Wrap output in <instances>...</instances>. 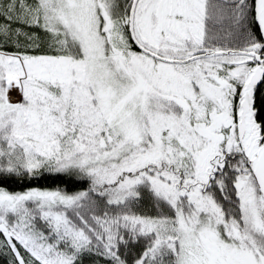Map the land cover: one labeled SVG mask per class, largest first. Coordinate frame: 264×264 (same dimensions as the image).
Wrapping results in <instances>:
<instances>
[{"label": "snow or ice", "instance_id": "snow-or-ice-1", "mask_svg": "<svg viewBox=\"0 0 264 264\" xmlns=\"http://www.w3.org/2000/svg\"><path fill=\"white\" fill-rule=\"evenodd\" d=\"M0 264H264V0H0Z\"/></svg>", "mask_w": 264, "mask_h": 264}, {"label": "trees", "instance_id": "trees-1", "mask_svg": "<svg viewBox=\"0 0 264 264\" xmlns=\"http://www.w3.org/2000/svg\"><path fill=\"white\" fill-rule=\"evenodd\" d=\"M51 186H55V185H51Z\"/></svg>", "mask_w": 264, "mask_h": 264}]
</instances>
